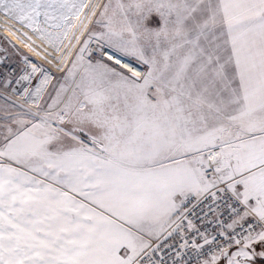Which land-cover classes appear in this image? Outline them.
Masks as SVG:
<instances>
[{"label": "snow or ice", "instance_id": "obj_1", "mask_svg": "<svg viewBox=\"0 0 264 264\" xmlns=\"http://www.w3.org/2000/svg\"><path fill=\"white\" fill-rule=\"evenodd\" d=\"M0 264H264V0H0Z\"/></svg>", "mask_w": 264, "mask_h": 264}, {"label": "rangeland", "instance_id": "obj_2", "mask_svg": "<svg viewBox=\"0 0 264 264\" xmlns=\"http://www.w3.org/2000/svg\"><path fill=\"white\" fill-rule=\"evenodd\" d=\"M8 37V39L12 40V42L14 44H16L17 48H19V53L23 56V55H27L29 56L30 58H32L34 61H37V62H40V58L39 57H36L33 53L29 52L27 48L23 47V45L19 44L15 39H13L12 37L8 36L5 32H3L1 29H0V41L3 40V43L5 46L8 47L6 41H5V37ZM9 51L12 53V61H14L16 63V65H21V63H18V61L16 60V57L20 54H17L15 52H12L11 49H9Z\"/></svg>", "mask_w": 264, "mask_h": 264}, {"label": "built area", "instance_id": "obj_3", "mask_svg": "<svg viewBox=\"0 0 264 264\" xmlns=\"http://www.w3.org/2000/svg\"><path fill=\"white\" fill-rule=\"evenodd\" d=\"M0 46H2V47H7V46L4 45L3 40L0 41ZM19 54H20V53H19ZM21 57H22L21 54L18 55V56L16 57V60L18 61V63H22V62H21ZM11 66H12V67H17V65H16V63H15L14 61H13V63H12Z\"/></svg>", "mask_w": 264, "mask_h": 264}, {"label": "bare ground", "instance_id": "obj_4", "mask_svg": "<svg viewBox=\"0 0 264 264\" xmlns=\"http://www.w3.org/2000/svg\"><path fill=\"white\" fill-rule=\"evenodd\" d=\"M2 30V29H1ZM3 31V30H2ZM3 32H5V31H3ZM6 34H7V32H5ZM8 35V34H7ZM11 37V36H10ZM13 38V37H12ZM14 39V38H13Z\"/></svg>", "mask_w": 264, "mask_h": 264}]
</instances>
